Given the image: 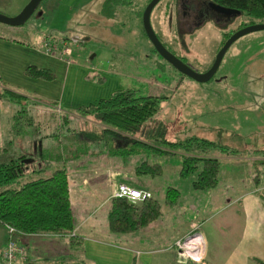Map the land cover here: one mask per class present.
<instances>
[{
  "label": "rangeland",
  "instance_id": "374dc122",
  "mask_svg": "<svg viewBox=\"0 0 264 264\" xmlns=\"http://www.w3.org/2000/svg\"><path fill=\"white\" fill-rule=\"evenodd\" d=\"M184 1L159 0L150 12L149 21L164 47L198 73L209 67L220 47L222 33L240 28L250 20L254 24L264 23V19H249L238 13L228 17L213 8L203 6L204 0H190L192 5L203 6L200 26L193 27L190 35L180 24L178 29L173 27L177 35H160V31L168 30L166 23H169L172 9L177 7L179 11ZM27 2L28 0H0V14L12 17ZM101 2L102 0H41L23 24L12 26L0 22V37L33 46L39 51L44 49V41H55L60 47L58 40L71 38V53L66 56L68 64L72 67L85 65L90 79L97 81L99 78L101 84L88 90L85 96L63 90V101L70 95L74 97L73 100L71 97L68 99L69 103L86 106L88 102H93L92 99L125 88L133 89L136 94L141 95L161 94L165 98L159 99V109L154 117L164 125L166 139L180 140L194 136L216 142L236 154L261 158L260 174L264 177V157L260 151L264 150V29L246 33L233 41L212 77L206 82H196L180 74L153 52L140 21L145 0H126V4H121L111 18H105L99 13ZM52 56L60 58L56 54ZM64 62L59 61V64L66 65ZM59 64L54 69V82L29 79L26 85L18 87L28 96L19 103L10 99L5 89L9 87L2 85L0 81V146L11 141L9 147L14 154H32L33 138L41 137L43 164L47 169L44 174L62 166V160H66L68 154L75 156L81 153L82 157L66 161L65 165L69 176L73 172L72 177L83 175L90 184L86 183L90 189L85 196L86 209L92 207L104 191L106 193L109 190L110 184L115 181L111 179L115 173L135 186L145 185L153 190L154 198L161 203L162 213L170 207H174L175 211L180 208L181 206L163 204L164 187L180 185L166 165L169 164L172 168L178 164L176 156L160 155L149 150L135 153L127 150L128 154L118 156L110 154V145L106 144L111 141L108 137H102L97 143H90L83 136L74 134L79 130H91L93 124L88 117L84 119L76 114V107L67 104L58 106L55 100H47L49 92L53 93L64 85ZM20 108L32 118V123L23 127L21 135L13 136L12 117ZM64 117L66 121L63 120ZM24 118L23 115L21 120L25 123ZM125 144L129 145L127 142ZM210 153L213 156L221 155L217 149ZM144 159L165 166L163 174L155 177L134 174V166ZM237 175L239 176L231 180L227 178V182L245 184L239 181L241 173L237 172ZM191 177L181 179V186L188 183ZM217 185H222L221 178ZM107 208L108 204L100 205L94 216L98 224H105V227ZM188 214L189 210L172 215L170 212L161 214L166 224L158 228L159 234L166 238L170 230L169 221L179 224L183 221L182 217ZM194 231L190 230L191 233ZM113 235L136 240L133 232ZM151 241L153 237L147 236L142 242L147 248H153ZM174 252L176 253L175 249ZM195 259L197 261L191 262L192 264H198L201 255Z\"/></svg>",
  "mask_w": 264,
  "mask_h": 264
},
{
  "label": "crops",
  "instance_id": "0c3cea01",
  "mask_svg": "<svg viewBox=\"0 0 264 264\" xmlns=\"http://www.w3.org/2000/svg\"><path fill=\"white\" fill-rule=\"evenodd\" d=\"M59 59L44 54L43 49L39 51L33 46L0 37V81L2 85L5 84L9 87H4L6 91L21 93L19 95L28 98L22 93V90L17 88L26 85L25 83L29 79L40 80L44 83L47 81L28 78L23 75V69L28 65H34L49 69L55 74L54 69L58 66L56 64H59V61L62 63L64 61ZM65 64H59L61 66L59 70L64 76L63 88L55 89L53 93L49 92L47 100H55V104L58 106L67 104L77 109L83 105H78L75 102L69 103L68 99L71 97L73 100L74 96L67 94L64 102L62 91L66 90L70 93L73 91L78 96H85L88 90L101 84L98 81L100 79L92 81L83 64L74 67L68 63ZM109 94L99 96L91 101L95 102ZM93 102H88V104ZM214 156L219 159L217 182L213 187L203 190L193 189L190 185L191 179L181 186L183 181L177 175L179 163L173 165L172 168L166 164L171 169L175 180L180 184L171 186L179 190V199L174 205L181 207L176 211L173 209L174 207L163 210V213L161 211L157 219L133 232V235L136 236V240L133 241L113 235L107 229V222L106 227L105 224H98L94 216L98 207L106 205L107 200L112 197L117 183L123 182L132 187L148 190L152 197H154L153 190L145 185L135 186L122 180L119 174L115 173L111 178L115 181L110 184L109 190L106 193L104 191L102 195L98 196V201L86 209L85 196L90 190L86 183L90 184L83 175L77 174L72 177L73 172L71 176L68 175L67 181L73 215V234L81 237V250H71L67 236L18 234L15 238L24 246L26 252L24 264H80L83 261L89 264H192L193 262L191 263L190 260L179 258L173 248L176 239L191 235L198 240L197 252L199 256L201 255L198 264H256L252 259H258L264 263V177L259 173L258 179L255 180L252 167L253 161H258L261 158L249 155ZM165 168L162 166L163 172ZM259 168L261 169L260 165ZM237 172L241 173L239 181H243L245 184L227 182V178L231 180L239 176ZM220 173H222L221 176ZM244 175L245 178H243ZM220 178L221 186L217 185ZM164 206L166 205L164 204ZM184 210H189V214L184 215L183 221L179 224H175L173 220L169 221V233L166 238H163L158 232V228L166 224L161 214L170 212L172 215L179 211L184 212ZM104 219L106 221V216ZM193 224L198 228L190 233ZM147 236L153 237V241H151L153 248L144 246L142 241ZM115 239H119V241ZM5 241L6 231L0 224V250Z\"/></svg>",
  "mask_w": 264,
  "mask_h": 264
},
{
  "label": "trees",
  "instance_id": "16d2710c",
  "mask_svg": "<svg viewBox=\"0 0 264 264\" xmlns=\"http://www.w3.org/2000/svg\"><path fill=\"white\" fill-rule=\"evenodd\" d=\"M147 1L149 0H145ZM206 1L229 9L230 15L238 13L249 19H264V0ZM121 4H126V0H102L99 13L105 18H111ZM251 23L252 20L243 23L242 26ZM226 36L223 35V39ZM68 40L72 41L71 38ZM152 50L156 53L153 48ZM23 75L47 82L55 79V74L51 70L34 65L26 66L23 69ZM7 92L10 99L15 102L19 103L21 99H27L23 95ZM162 98L165 97L161 94L141 95L136 94L133 89H117L107 97L99 98L93 103L75 109L76 114L78 113L84 119L88 117L93 125L91 124V130H79L74 134L83 136L90 143H97L102 137H108L111 141H107L106 144L110 145V154H118V156L128 154L127 150L131 153L149 150L160 155L176 156L179 161L177 172L179 178L186 179L192 176L190 185L193 189L203 190L213 187L217 182L219 159L210 152L217 149L218 153L225 156H240L241 154H236L233 150L216 142L194 136L180 140L166 139L164 125L160 121L157 122L154 117L159 109V99ZM16 113L12 117L11 133L13 136L21 135L23 127L30 126L32 123V118L25 115L24 109L20 108ZM20 113L25 116V123L22 122L23 115ZM63 120L66 121V117ZM32 141V154H14L9 147L11 141L0 146V224L4 228L11 226L14 229L8 233L5 228L6 241L0 254L9 240H13L24 248L15 238L18 234L67 236L69 248L73 251H80L82 239L73 234V215L67 181L69 174L65 163L73 159L77 160L83 155L81 153L75 156L68 154L66 160H62V166L50 170L49 174H44L47 169L43 164L41 137L33 138ZM126 142L129 145H126ZM260 151H262L261 156L264 157V150ZM260 164L262 161L259 160L252 163L255 180L258 179L260 173ZM133 172L136 175L155 177L160 176L163 170L161 164L144 159L134 166ZM179 195L177 188L166 186L163 204L174 205ZM107 204L106 222L107 229L111 233L135 232L153 222L161 213V203L152 195L136 203H131L122 197L112 196L107 200ZM25 259L18 261L17 264H24ZM252 260L256 264H264L258 259ZM0 264H2L1 259ZM80 264L89 263L83 261Z\"/></svg>",
  "mask_w": 264,
  "mask_h": 264
},
{
  "label": "water",
  "instance_id": "95a60500",
  "mask_svg": "<svg viewBox=\"0 0 264 264\" xmlns=\"http://www.w3.org/2000/svg\"><path fill=\"white\" fill-rule=\"evenodd\" d=\"M41 0H28V2L24 5V7L20 10L19 13L12 17H8L5 15L0 14V22L5 23L12 26H17L23 24L29 16L33 13V11L36 9L37 5L39 4ZM159 0H149L141 13V26L145 33V36L149 43L151 44L154 51L167 63H169L176 71H178L180 74L196 81V82H206L208 81L212 75L215 73L222 56L224 55L227 48L230 46V44L235 41L240 36L264 29V23H252L247 24L245 26H242L238 29H236L231 35H229L222 45L218 48L216 51L213 61L209 68L203 72H195L193 71L187 64H185L180 58L176 57L173 53L168 51L164 45L161 43V41L157 38V36L154 34L150 21H149V15L152 10V8L155 6V4ZM210 7L214 10L221 12V13H230V10L227 8H224L222 6L216 5L214 3H209ZM27 161V160H26Z\"/></svg>",
  "mask_w": 264,
  "mask_h": 264
},
{
  "label": "built area",
  "instance_id": "2783aa9c",
  "mask_svg": "<svg viewBox=\"0 0 264 264\" xmlns=\"http://www.w3.org/2000/svg\"><path fill=\"white\" fill-rule=\"evenodd\" d=\"M51 43L43 42V52L46 55H58L60 59L64 60L66 63H69V59L66 57L70 55L71 49L69 43L64 41H57L60 44V47L57 46L55 41ZM113 197H122L128 200L131 203L140 202L146 198L151 197V193L148 190L132 187L126 183L120 182L116 184L115 190L112 194ZM8 233L14 231L11 226H5ZM197 225H192L191 231L197 229ZM191 233V232H190ZM176 253L179 258L184 260H190L191 262H196V256L198 254V240L195 236H184L177 239L173 243ZM195 256V257H194ZM0 259L2 264H17L18 261L25 259L24 248L18 245L13 240H9L6 246L2 249L0 254Z\"/></svg>",
  "mask_w": 264,
  "mask_h": 264
},
{
  "label": "flooded vegetation",
  "instance_id": "af4514ba",
  "mask_svg": "<svg viewBox=\"0 0 264 264\" xmlns=\"http://www.w3.org/2000/svg\"><path fill=\"white\" fill-rule=\"evenodd\" d=\"M190 0H185L182 5L180 6L179 11L177 10V7L172 9V13L169 15V23H166V27L168 30L161 32L160 31V35H177L174 30L173 27L175 26L176 29H178V26L180 24L181 27L184 28V31L187 32L188 35H190L193 32V27H199L202 20H203V6H207L210 7L208 1L204 0V2H202L203 6L200 5H192L189 3ZM202 1V0H201ZM148 2V1H147ZM145 2V4L147 3ZM145 6V5H144ZM144 8V7H143ZM211 8V7H210ZM142 13V12H141ZM225 16H230V13H223ZM201 16V17H199ZM150 17V16H149ZM140 21H141V15H140ZM151 25V24H150ZM152 28V27H151ZM238 29V28H237ZM153 30V29H152ZM233 30V29H232ZM236 30V29H235ZM235 30L233 31H229V32H224L222 33V35H227L226 37H224V39L221 41L220 46L222 45V43L224 42V40L231 35ZM144 32V31H143ZM154 32V30H153ZM182 32V31H181ZM145 34V33H144ZM155 35H157L154 32ZM182 35V33L180 34ZM158 38V37H157ZM59 41H64L66 43H70L72 45V42L70 40L67 39H63L61 38ZM214 58V57H213ZM213 61V59H212ZM211 61V63H212ZM210 63V65H211ZM209 65V66H210ZM209 68V67H208ZM207 68V69H208ZM206 69V70H207Z\"/></svg>",
  "mask_w": 264,
  "mask_h": 264
}]
</instances>
